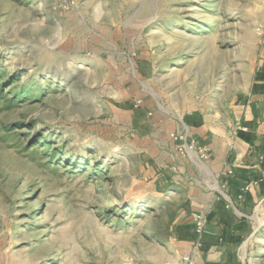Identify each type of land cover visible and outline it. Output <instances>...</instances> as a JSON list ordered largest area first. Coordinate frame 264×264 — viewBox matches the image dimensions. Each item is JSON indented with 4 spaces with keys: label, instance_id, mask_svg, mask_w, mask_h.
I'll use <instances>...</instances> for the list:
<instances>
[{
    "label": "rangeland",
    "instance_id": "rangeland-1",
    "mask_svg": "<svg viewBox=\"0 0 264 264\" xmlns=\"http://www.w3.org/2000/svg\"><path fill=\"white\" fill-rule=\"evenodd\" d=\"M263 44L264 0H0V264L167 260L180 206L140 136L165 131L153 113L227 111Z\"/></svg>",
    "mask_w": 264,
    "mask_h": 264
},
{
    "label": "crops",
    "instance_id": "crops-1",
    "mask_svg": "<svg viewBox=\"0 0 264 264\" xmlns=\"http://www.w3.org/2000/svg\"><path fill=\"white\" fill-rule=\"evenodd\" d=\"M149 104H134L131 117ZM153 114V126L166 129L141 135V151L150 157L155 187L180 206L169 257L159 264L187 257L196 264H257L248 259L246 238L264 207V44L250 87L227 111L224 104H193L181 119ZM195 213L207 217L201 245Z\"/></svg>",
    "mask_w": 264,
    "mask_h": 264
},
{
    "label": "built area",
    "instance_id": "built-area-1",
    "mask_svg": "<svg viewBox=\"0 0 264 264\" xmlns=\"http://www.w3.org/2000/svg\"><path fill=\"white\" fill-rule=\"evenodd\" d=\"M194 230L198 236V245H201L202 236L205 232L207 225V217L204 213H195L193 215ZM170 264V263H168ZM177 264H196V262L190 258H185L182 262Z\"/></svg>",
    "mask_w": 264,
    "mask_h": 264
}]
</instances>
